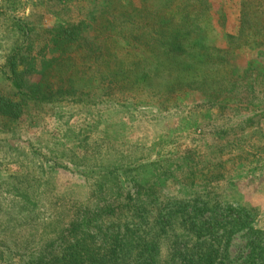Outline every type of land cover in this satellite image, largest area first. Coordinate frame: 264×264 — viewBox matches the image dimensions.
<instances>
[{
    "label": "rangeland",
    "instance_id": "1",
    "mask_svg": "<svg viewBox=\"0 0 264 264\" xmlns=\"http://www.w3.org/2000/svg\"><path fill=\"white\" fill-rule=\"evenodd\" d=\"M104 1L0 0V96L21 107L18 116L0 111V264H178L181 244L170 245L159 221L174 201L200 191L186 184L188 170L213 160V127L241 119L215 121L216 110L200 92L180 94L162 109L147 99L139 106L131 98L95 105L33 98L31 88L52 80L59 20H88ZM68 2L82 10L65 11ZM209 2L215 21L225 19L218 33L234 32L242 0ZM255 60L264 62V47H242L231 59L239 70L248 63L259 68ZM233 165L200 195L217 201L223 214L228 207L247 214L225 245L227 264H247L248 227L264 233V151ZM135 179L161 184V200L132 196ZM151 236L158 248L150 258Z\"/></svg>",
    "mask_w": 264,
    "mask_h": 264
},
{
    "label": "trees",
    "instance_id": "2",
    "mask_svg": "<svg viewBox=\"0 0 264 264\" xmlns=\"http://www.w3.org/2000/svg\"><path fill=\"white\" fill-rule=\"evenodd\" d=\"M259 3L242 0L237 28L219 34L225 19L215 21L209 0H105L88 20L74 12L82 10L81 5L68 2L65 11L76 16L61 18L53 30L59 55L50 60L52 80L29 90L40 101L95 105L131 98L140 106L147 99L156 101L157 109L180 94L200 92L216 110L211 114L215 121L229 114L240 116L235 126L213 127V160L202 166L194 163L188 170L186 184L200 191L174 201L164 222L159 221L165 225L159 233L167 231L170 245L181 244L182 250L175 252L178 264H227L225 245L246 223L242 210L228 207L230 212L223 214L217 201L200 193L216 188L233 163L250 161L264 151V62L255 60L259 68L248 63L239 70L231 61L242 47H264V7ZM222 39L225 46L219 45ZM17 67L16 61L10 62L14 76ZM14 85L20 87L16 81ZM20 108V103L0 96V111L18 116ZM136 179L132 196L161 200V184L147 179L142 185ZM178 229L181 234H175ZM247 235L245 262L264 264V233L248 227ZM148 244L151 258L158 248L156 238L151 236Z\"/></svg>",
    "mask_w": 264,
    "mask_h": 264
}]
</instances>
